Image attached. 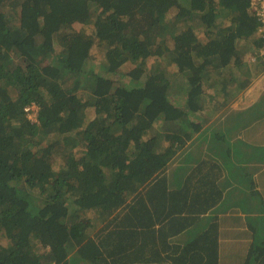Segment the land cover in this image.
<instances>
[{
  "label": "trees",
  "instance_id": "trees-1",
  "mask_svg": "<svg viewBox=\"0 0 264 264\" xmlns=\"http://www.w3.org/2000/svg\"><path fill=\"white\" fill-rule=\"evenodd\" d=\"M249 3L0 0V264H218L234 187L180 157L264 71Z\"/></svg>",
  "mask_w": 264,
  "mask_h": 264
},
{
  "label": "crops",
  "instance_id": "crops-1",
  "mask_svg": "<svg viewBox=\"0 0 264 264\" xmlns=\"http://www.w3.org/2000/svg\"><path fill=\"white\" fill-rule=\"evenodd\" d=\"M261 84L264 85L262 81ZM257 85L259 84H254L253 87L255 88L257 87ZM253 89L252 86L249 88L251 93ZM255 98L257 97L252 94L251 101L254 102ZM233 101H236L237 106L241 103H239V100L237 98H235ZM231 102L232 100L230 101V104ZM244 103L245 101L243 102V104ZM248 103L249 102H247L246 104L248 105ZM227 110L228 108L220 111L217 114L219 116L220 125L225 124V122L228 123V118H230L229 116L233 115V112L230 113V111ZM262 111L263 115L260 118L261 120L259 123L264 121V110ZM235 119H237V117L232 116V120ZM260 128L264 129V124ZM261 136L262 143L260 142L261 144L259 145V147L262 151H264V130L261 132ZM197 138L198 136L193 139L190 145H192ZM232 138L236 139V142H238L240 140V135L238 137ZM251 145L258 146V143H251ZM237 147L240 149H235V156L233 157V160L239 161L241 159V154H244L242 153V150L245 153L249 154V156L245 155V157L248 158V161L252 160L250 164V166L253 168L251 175H249L247 183H241L239 181V178L235 176L230 177L224 170L222 182L223 185L226 186L225 191H228L229 189H232V187H234L233 191L236 195L235 197L230 194L229 196H225L224 200L227 207L221 208L219 210L215 209L217 208L215 207L214 210L207 211L204 218L210 219V217L208 216H213L212 224L214 222V224H216L215 227L218 228L219 231L218 264H246V262H249L251 264H264V239L259 238V241L258 238L255 237V233L256 235L257 233H260L259 229L261 225L264 232V223H261L264 220V199L261 194H256V191L264 189V186H262L264 185V154L253 155L249 146L243 145V147H241L240 144ZM199 154L201 155V153ZM197 158H199V155L197 156ZM253 158H256L255 164L253 162ZM257 159H259L260 161H258ZM198 162L199 160H195L193 163L194 165H196ZM179 163L180 161H176L174 164ZM226 178H229L230 183L225 182ZM235 188H239L240 190H237ZM239 196L241 197L238 198ZM257 226H259V229L257 228ZM262 236L264 237V234ZM257 244H260L259 247L262 246V250L256 248Z\"/></svg>",
  "mask_w": 264,
  "mask_h": 264
},
{
  "label": "rangeland",
  "instance_id": "rangeland-1",
  "mask_svg": "<svg viewBox=\"0 0 264 264\" xmlns=\"http://www.w3.org/2000/svg\"><path fill=\"white\" fill-rule=\"evenodd\" d=\"M170 14L172 15V13ZM77 26L80 27L81 24H77ZM199 33L202 34V32H199ZM98 50L99 49L97 47H94L93 49V55L96 56L93 60L95 68L98 67L100 59H101V53ZM257 56L258 54L252 51L247 53L244 59L245 63L246 64H248V62L255 63L253 61L254 60L256 61L257 58L255 59V57ZM125 67L126 66H123V68H121L120 70L116 72H111L108 75L116 81L126 80L128 78L126 77L127 69ZM239 79L240 81L243 80L241 77ZM261 81L264 83V71L262 72L261 75L257 73L252 78L251 81L247 82L246 86L243 87L242 90L235 92L233 91V89H231V91H233L232 92L233 96L229 94L228 98L229 100L231 98L232 102L227 111H230V113L233 112V115L229 116L230 118H228V123L225 122V124L221 125L222 128L227 127L226 134L223 133L224 131H220L221 129L217 127L216 129H219V130L214 131L213 133L209 135L213 140L215 139V142L210 141L209 139L211 138L208 136L207 137L198 136V138L194 141V143L192 145H189L188 148H186L185 150L186 153L184 152L185 154H183L182 156L180 155L181 156L180 158L182 159L183 157H185L184 158L185 161H187L188 163H192L193 161L200 159V156L199 158H197L199 153H201V155H205L204 157L211 158V159H213L212 157H215V154H216V156H218L219 158L218 160L222 163L224 170L228 173L230 177L235 176L239 178V181L241 183H247V180L249 179V175H251V172L253 169L250 166L252 160L248 161V158L245 157V155L249 156V154L245 153L242 150V153L244 154H241L242 157L239 161H236V160L234 161L233 157L235 156V149L238 148L237 146L240 144H241V147H243V145L249 146L251 148V153L253 155L264 154V151H262L259 147V145L262 143L261 132L264 130L260 128L264 124V121L259 123L261 120L260 118L263 115L262 110H264V85L261 84ZM254 84H259V85H257V87L254 88L253 87ZM251 86H252V89L254 88L252 93L249 90ZM252 94L257 97L255 98L254 102L251 101ZM223 98H225L224 93H220L217 96V100H220ZM235 98L239 100V103L241 102L240 105L237 106L236 101L235 102L233 101ZM244 101L245 103L243 104ZM247 102H249L248 105L246 104ZM212 105L213 103H211L210 107L207 108L205 112L208 113L209 115L211 114V116H215L217 115L218 112L214 114V111H212V108H211ZM237 113H238V118L235 120H232V116H237ZM33 117H35V114L33 115ZM207 132L209 133V130ZM218 134H222V136L217 137ZM239 135H240V140L236 142V139L232 137H238ZM221 143H226V145L223 146L222 149H220ZM251 143H254V144L258 143V146H252ZM253 159H254L253 162L255 164L256 158H253ZM180 160H179V157L175 159V161H180ZM257 160L260 161L259 159ZM225 182L230 183L229 178H226ZM256 194H259V195L261 194V196L264 199V189H261L260 191H256ZM261 223H264V220ZM257 228L259 229V226H257ZM259 231L261 232L259 236L264 234L262 225L260 226ZM3 239L4 237L2 236V233H0V242L3 243Z\"/></svg>",
  "mask_w": 264,
  "mask_h": 264
},
{
  "label": "built area",
  "instance_id": "built-area-1",
  "mask_svg": "<svg viewBox=\"0 0 264 264\" xmlns=\"http://www.w3.org/2000/svg\"><path fill=\"white\" fill-rule=\"evenodd\" d=\"M249 11L250 12H256L258 14V33L264 37V0H250L249 3ZM258 56H261L264 58V41L262 42ZM257 57H255L256 59ZM32 109H35V106L32 107ZM32 118L35 113L30 112L29 113Z\"/></svg>",
  "mask_w": 264,
  "mask_h": 264
}]
</instances>
